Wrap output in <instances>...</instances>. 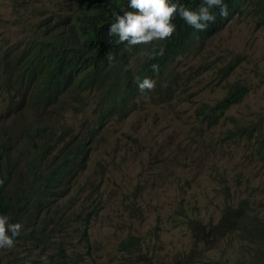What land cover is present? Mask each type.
Returning a JSON list of instances; mask_svg holds the SVG:
<instances>
[{
	"label": "rangeland",
	"instance_id": "rangeland-1",
	"mask_svg": "<svg viewBox=\"0 0 264 264\" xmlns=\"http://www.w3.org/2000/svg\"><path fill=\"white\" fill-rule=\"evenodd\" d=\"M68 4L0 0V47L16 44L28 33L29 38L40 35L45 30L40 21L66 16ZM249 11L179 56L148 96H138L126 117L114 116L97 136L84 173L69 182L75 185L78 177L91 174L102 202L90 224L91 256L82 264H141L118 250L128 236L144 242L143 264H238L251 259L252 252L239 247L241 238L235 233L202 231L200 241L194 235L201 230L183 225V220L198 219L206 230L212 226L215 231L223 209L241 199L264 215V145L236 128L264 122V25ZM229 64L235 67L228 81L219 80ZM234 80L245 83L248 94L217 113L214 104L223 85ZM80 98L73 110L62 104L42 111L56 135L66 129L76 136L90 131L93 102L82 106ZM3 105L0 96V126L10 132L12 127L1 119ZM76 192L77 185L68 196H74V209ZM76 228L70 223L56 232L58 226L50 225L48 237L72 241L77 249ZM26 245L34 247L35 241L29 239ZM18 249V243L0 248V258Z\"/></svg>",
	"mask_w": 264,
	"mask_h": 264
},
{
	"label": "trees",
	"instance_id": "trees-1",
	"mask_svg": "<svg viewBox=\"0 0 264 264\" xmlns=\"http://www.w3.org/2000/svg\"><path fill=\"white\" fill-rule=\"evenodd\" d=\"M170 2L198 11L204 0ZM127 4L128 0H69L66 16L40 21V26L45 25L40 35L29 38L28 33L24 40L0 47L1 119L12 127L9 132L0 126V215L8 217L9 223L22 225L13 238L19 249L4 254L1 264H82L86 256H91L90 224L102 209L98 188L91 174L78 177L74 209V196H68L75 185L69 182L84 173L91 146L111 119L116 115L126 117L138 96H148V90L139 91L137 78L157 83L179 56L196 43L208 41L248 8V14L264 25V0H223L227 17L220 15L219 7L211 8L216 19L206 30L195 29L177 15L172 21L175 31L169 38L129 48L109 35L114 13L130 10ZM153 64L158 65V72L152 70ZM234 67L225 66L219 80L227 82ZM248 88L236 80L231 85L225 83L222 97L214 104L215 111L224 113L239 103ZM169 89L170 85L165 91ZM79 98L82 106H87L90 99L93 102L90 131L76 136L66 129L56 135L42 111L55 110L62 104L73 110ZM200 111L204 113V109ZM236 128L247 138L259 137L264 145V122ZM221 215L215 231L212 226L206 230L198 219L183 220V225L186 230H201L194 235L200 241L203 232L235 233L241 238L239 247L252 252L249 261L237 260L238 264H264V215L250 209L246 199L239 200L235 207H225ZM70 223L77 225V249L72 241L48 237V226H58L56 232H61ZM29 239L35 241L34 247L26 245ZM143 243L138 236H128L118 250L143 264ZM83 248H87L84 253Z\"/></svg>",
	"mask_w": 264,
	"mask_h": 264
},
{
	"label": "clouds",
	"instance_id": "clouds-1",
	"mask_svg": "<svg viewBox=\"0 0 264 264\" xmlns=\"http://www.w3.org/2000/svg\"><path fill=\"white\" fill-rule=\"evenodd\" d=\"M127 7L130 10H125L122 14L114 13L115 20L110 24L109 35L118 37L116 43H126L129 48L169 38L175 31L172 21L177 15L186 24L200 31L206 30L209 22L216 19L210 12L211 8L219 7L222 17L228 15L223 0H204L198 11L171 3L170 0H128ZM160 54H163V50ZM108 58L112 59L111 56ZM152 70L158 72V65L153 64ZM137 86L143 93L153 90L155 82L150 78H144L142 81L137 78ZM21 228L20 223H9L8 217L0 215V248L13 247V238L19 235Z\"/></svg>",
	"mask_w": 264,
	"mask_h": 264
}]
</instances>
